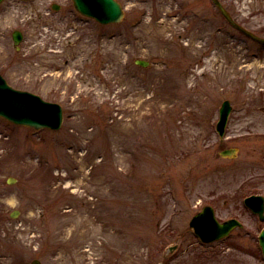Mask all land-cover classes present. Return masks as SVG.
I'll return each mask as SVG.
<instances>
[{"label": "rangeland", "instance_id": "obj_1", "mask_svg": "<svg viewBox=\"0 0 264 264\" xmlns=\"http://www.w3.org/2000/svg\"><path fill=\"white\" fill-rule=\"evenodd\" d=\"M117 1L108 25L72 0L0 5V75L64 113L59 131L0 118V264H264L244 203L264 196L262 45L212 0ZM218 1L264 38V0ZM208 205L239 225L204 245Z\"/></svg>", "mask_w": 264, "mask_h": 264}, {"label": "water", "instance_id": "obj_2", "mask_svg": "<svg viewBox=\"0 0 264 264\" xmlns=\"http://www.w3.org/2000/svg\"><path fill=\"white\" fill-rule=\"evenodd\" d=\"M3 0H0V3ZM75 8L88 17L94 18L101 24L118 23L122 20L124 14L122 6L116 0H73ZM220 9L228 22L245 34L247 37L264 43V38H260L250 31L237 24L230 14L225 10L218 0H213ZM58 9V6H56ZM13 39L16 45L22 41V34L19 31L14 32ZM142 66H148L147 62L138 61ZM232 107L229 101H225L220 109V120L217 125V131L222 138ZM0 116L16 124L26 125L37 129L50 128L58 130L63 122L62 107L55 103L44 101L41 97L26 91H20L8 85L6 80L0 75ZM236 150L231 149L222 153L223 156L232 155ZM9 183L11 181L9 180ZM254 213L260 215L264 220V199L262 197H250L246 200ZM17 212L12 215L16 217ZM239 225L237 220H231L225 223H219L215 217L214 209L210 206L204 207L190 222V227L196 236L206 243L222 239ZM259 243L264 256V229L260 234ZM32 264H41L34 260Z\"/></svg>", "mask_w": 264, "mask_h": 264}]
</instances>
